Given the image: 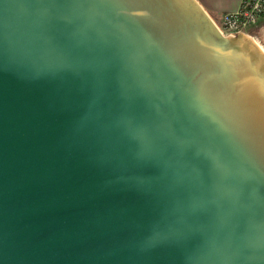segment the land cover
Wrapping results in <instances>:
<instances>
[{"label": "water", "instance_id": "obj_1", "mask_svg": "<svg viewBox=\"0 0 264 264\" xmlns=\"http://www.w3.org/2000/svg\"><path fill=\"white\" fill-rule=\"evenodd\" d=\"M0 264H264V50L197 0H0Z\"/></svg>", "mask_w": 264, "mask_h": 264}, {"label": "built area", "instance_id": "obj_2", "mask_svg": "<svg viewBox=\"0 0 264 264\" xmlns=\"http://www.w3.org/2000/svg\"><path fill=\"white\" fill-rule=\"evenodd\" d=\"M264 19V0H241L234 12L225 13L218 20H213L223 35L239 32L251 35L247 30L256 27Z\"/></svg>", "mask_w": 264, "mask_h": 264}, {"label": "crops", "instance_id": "obj_3", "mask_svg": "<svg viewBox=\"0 0 264 264\" xmlns=\"http://www.w3.org/2000/svg\"><path fill=\"white\" fill-rule=\"evenodd\" d=\"M213 20H218L225 13L234 12L241 0H197ZM262 26V25H261ZM255 39V38H254Z\"/></svg>", "mask_w": 264, "mask_h": 264}, {"label": "rangeland", "instance_id": "obj_4", "mask_svg": "<svg viewBox=\"0 0 264 264\" xmlns=\"http://www.w3.org/2000/svg\"><path fill=\"white\" fill-rule=\"evenodd\" d=\"M262 25V26H261ZM254 40L260 45V47L264 50V19L261 20L256 27H252L247 30Z\"/></svg>", "mask_w": 264, "mask_h": 264}, {"label": "bare ground", "instance_id": "obj_5", "mask_svg": "<svg viewBox=\"0 0 264 264\" xmlns=\"http://www.w3.org/2000/svg\"><path fill=\"white\" fill-rule=\"evenodd\" d=\"M260 46V45H259Z\"/></svg>", "mask_w": 264, "mask_h": 264}]
</instances>
